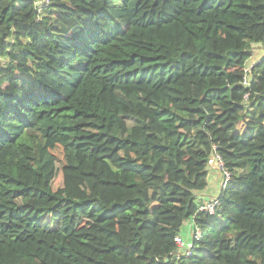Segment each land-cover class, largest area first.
Here are the masks:
<instances>
[{"label":"trees","instance_id":"16d2710c","mask_svg":"<svg viewBox=\"0 0 264 264\" xmlns=\"http://www.w3.org/2000/svg\"><path fill=\"white\" fill-rule=\"evenodd\" d=\"M36 2L0 0V264H264V0Z\"/></svg>","mask_w":264,"mask_h":264},{"label":"built area","instance_id":"2783aa9c","mask_svg":"<svg viewBox=\"0 0 264 264\" xmlns=\"http://www.w3.org/2000/svg\"><path fill=\"white\" fill-rule=\"evenodd\" d=\"M37 6H41L44 3H48V0H37ZM246 82L248 83L247 79ZM213 160L211 164V168H215L222 173V178L220 182V192L227 186L228 181L231 178V172L226 168L225 163L223 161L222 156L219 154L217 146H214V153H213ZM213 161L215 163H213ZM220 192L216 196H212L206 199H202V202L199 204L198 211H204L209 214H214L218 207L221 204L220 201ZM201 237V230L200 227L194 222L192 218V223L190 226V236L183 238L180 234L175 238V241L179 247V252L182 255H191L192 249L194 247V241L200 239Z\"/></svg>","mask_w":264,"mask_h":264},{"label":"rangeland","instance_id":"374dc122","mask_svg":"<svg viewBox=\"0 0 264 264\" xmlns=\"http://www.w3.org/2000/svg\"><path fill=\"white\" fill-rule=\"evenodd\" d=\"M262 55V50L260 49L259 46H255V50H254V56L252 60H257L259 57H261ZM129 123L132 124L133 121L129 120ZM213 163H215L213 161ZM222 173L216 169L211 168V164L209 166V176H208V181L209 186L207 189H209L208 193L210 192H217L220 189V182H221V177ZM54 186L56 188L63 186V177L61 175L60 172L57 173L56 178L54 179L53 182ZM181 235L183 236L184 239H186V237L190 236V227L188 224H184L183 227L181 228L180 231Z\"/></svg>","mask_w":264,"mask_h":264},{"label":"crops","instance_id":"0c3cea01","mask_svg":"<svg viewBox=\"0 0 264 264\" xmlns=\"http://www.w3.org/2000/svg\"><path fill=\"white\" fill-rule=\"evenodd\" d=\"M260 46V45H259ZM259 60V58L257 59V60H253L250 64H249V66H251L254 62H257ZM213 169H215V168H213ZM217 170V169H216ZM222 177V176H221ZM209 181H208V186H209ZM208 186L203 190V191H201V192H199L198 193V196H199V199L200 200H202V199H206V198H209V197H212V196H216V195H218L219 194V192H220V189H219V191H217V192H210V193H208V191H209V189H207L208 188ZM191 223H192V219L191 220H188L187 222H185V224H188L189 225V227L191 226Z\"/></svg>","mask_w":264,"mask_h":264}]
</instances>
